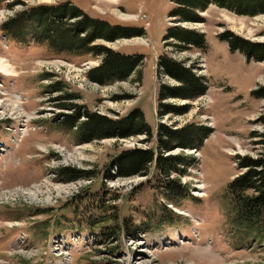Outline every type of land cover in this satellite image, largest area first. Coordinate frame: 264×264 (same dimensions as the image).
<instances>
[{
	"label": "rangeland",
	"instance_id": "374dc122",
	"mask_svg": "<svg viewBox=\"0 0 264 264\" xmlns=\"http://www.w3.org/2000/svg\"><path fill=\"white\" fill-rule=\"evenodd\" d=\"M65 1L91 18L139 32L92 44L139 56L137 70L99 85L88 72L102 56L48 48L31 39L29 28L21 39L1 29L27 7ZM177 8L176 0H0V59L13 69L0 71V102L19 96L16 106L4 102L0 110V140L8 147L0 152V264H264V240L231 233L226 192L240 173L235 156L264 154V94L257 93L264 86V56L231 49L221 37L230 32L263 44L264 11L236 13L210 0L195 11L198 22H187L171 15ZM185 30L201 35L202 46L178 50L173 33ZM165 56L195 66L205 86L192 100H166L189 104L184 114L158 112L161 84H176L160 72ZM54 83L60 89H51ZM56 96L111 120L139 110L151 137L75 142L73 127L60 115L70 111L53 102ZM159 123L177 132L210 131L191 148L170 151L186 160L177 171L161 174L151 165L148 175L113 176L121 152L150 148L158 156ZM66 167L92 174L64 179L59 171ZM35 185L38 200L30 197Z\"/></svg>",
	"mask_w": 264,
	"mask_h": 264
},
{
	"label": "trees",
	"instance_id": "16d2710c",
	"mask_svg": "<svg viewBox=\"0 0 264 264\" xmlns=\"http://www.w3.org/2000/svg\"><path fill=\"white\" fill-rule=\"evenodd\" d=\"M210 0H176L178 8L171 13L172 16H181L180 21L198 22L195 11L202 10ZM220 6L232 8L236 13L254 14L264 11L261 0H215ZM26 28L31 32L32 40H44L51 48L69 54L92 53L102 56L101 64L88 72L90 81L99 85H106L115 80H124L137 70L142 61L139 56H129L115 51L104 45H92L96 39L114 41L122 37L138 34L119 24H111L106 20L94 19L83 12L72 2L58 5H40L30 7L8 17L1 25L6 36L12 39H21ZM177 30V29H176ZM26 33V32H25ZM186 34L173 33L178 50L188 49L190 44L202 46V36L197 32L185 30ZM27 34V33H26ZM198 36V37H197ZM194 39H198L196 42ZM230 41L231 49H236L261 58L264 56V43H251L243 38L233 37L230 32L221 35ZM190 43V44H188ZM160 72L174 79L175 85L170 87L161 84L159 90L161 116L169 113L184 114L190 109L189 104L172 106L166 100H192L205 94L201 76H196L193 69L184 61H177L170 57L162 58ZM60 83L51 85V89H60ZM264 94V86L257 91ZM69 96H56L54 100L63 99L57 105L69 109L70 113L61 112L66 126H76L78 141H91L95 139L116 138L127 139L139 134L145 135L144 141L151 137V129L139 110H134L121 120H111L105 116L86 111L83 107L71 104ZM200 98V97H199ZM198 99V98H197ZM81 116L85 119L81 120ZM80 119V121H79ZM210 129L202 126L195 130H180L159 123L156 129L158 135L157 148L160 150L154 158L150 148H134L121 152L115 159L116 177H131L135 175H148L151 165L156 166L161 174L177 171L184 167L185 159L180 154H171L175 146L188 148L190 144L204 138ZM257 135L253 132L252 136ZM258 143V142H256ZM191 148V147H189ZM166 153V154H164ZM235 162L240 173L234 177L227 187L229 205V224L231 233L240 240L251 238L252 241L262 243L264 240V154L257 157L250 155L235 156ZM60 176L73 180L78 177H89V170L66 167L61 169ZM109 176V174H107ZM126 224L123 222V225ZM125 226V225H124Z\"/></svg>",
	"mask_w": 264,
	"mask_h": 264
},
{
	"label": "bare ground",
	"instance_id": "6f19581e",
	"mask_svg": "<svg viewBox=\"0 0 264 264\" xmlns=\"http://www.w3.org/2000/svg\"><path fill=\"white\" fill-rule=\"evenodd\" d=\"M127 16H129V15H127ZM263 18H264V17H263ZM0 71L3 72V73L6 74V75H7V74L10 75V74L13 73V69L9 66V64H8V63L6 62V60H4V59H0ZM14 97H15V96H14ZM15 98H16V100H14L13 102H12V101L9 102V101H7L6 99H5L4 102L10 103L11 106H14V104H15V106H16V104H18L17 99H19V96H16ZM4 102H3V103L0 102V110H1L2 108H6V106L8 105L7 103H4ZM6 104H7V105H6ZM19 106H20V105H19ZM17 130L22 131V129H19V127H18ZM33 185H34V184H33ZM60 191H61V190H60ZM29 192H30V197H31L32 199H34V200H38L37 193L40 192V190H39V188L37 187V185L33 186ZM58 195H59V194H58ZM46 201H49V198H48V197H47Z\"/></svg>",
	"mask_w": 264,
	"mask_h": 264
},
{
	"label": "flooded vegetation",
	"instance_id": "af4514ba",
	"mask_svg": "<svg viewBox=\"0 0 264 264\" xmlns=\"http://www.w3.org/2000/svg\"><path fill=\"white\" fill-rule=\"evenodd\" d=\"M65 2H67V1H65ZM37 44L42 45V43H38V42H37ZM91 44H95V43H94V42H91ZM46 45L48 46V48H51L47 43H46ZM54 98H55V97H54ZM54 98H53V99H54ZM53 102H55V103L57 104L58 102H63V101H62V100H53ZM133 111H134V110H133ZM79 121H80V119H79ZM75 128H76V126L73 127V131H74L73 133H74V134H76V133H75V132H76V129H75ZM71 129H72V128H71ZM139 135H140V134H139ZM75 142L83 143V142H90V141H78V137H75Z\"/></svg>",
	"mask_w": 264,
	"mask_h": 264
}]
</instances>
